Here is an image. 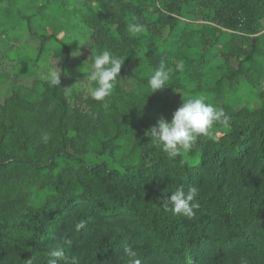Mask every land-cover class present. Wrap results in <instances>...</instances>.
I'll use <instances>...</instances> for the list:
<instances>
[{
    "label": "trees",
    "instance_id": "trees-1",
    "mask_svg": "<svg viewBox=\"0 0 264 264\" xmlns=\"http://www.w3.org/2000/svg\"><path fill=\"white\" fill-rule=\"evenodd\" d=\"M24 35L33 53L3 61ZM105 49L123 61L108 109L85 87ZM193 96L231 120L173 158L144 133ZM180 186L199 190L191 218L163 204ZM129 245L139 264H264V0H0V264L53 247L58 264H130Z\"/></svg>",
    "mask_w": 264,
    "mask_h": 264
},
{
    "label": "clouds",
    "instance_id": "clouds-1",
    "mask_svg": "<svg viewBox=\"0 0 264 264\" xmlns=\"http://www.w3.org/2000/svg\"><path fill=\"white\" fill-rule=\"evenodd\" d=\"M128 29L132 33H140L143 31L144 25L138 22L130 23ZM70 55L78 56L80 52L73 51ZM89 59L90 57L86 61ZM58 61L47 64L39 72V78L50 87L60 85L63 69L57 67ZM122 63L123 61L119 56L105 49L96 54L88 66L85 87L91 98L102 102V106L105 109L109 108L106 98L110 97L116 86L118 77H121L120 70ZM182 69L183 62L180 61L176 65L175 70L179 71ZM172 71V69L166 67L164 62H161L155 68L147 80V87L151 90V94L167 87L166 84L171 78ZM230 120L231 117L222 108L206 102L205 98L185 97L182 98L180 106L172 113L170 120L160 117L155 125L145 131L144 135L150 137V140L159 145L163 152L174 158L181 150L185 152L192 150L199 138L208 134L213 124L219 123L228 126ZM43 139L47 142L49 139L48 135L45 134ZM198 191V188L195 186H191L187 190L183 186L177 187L175 191L171 192L170 196H167L163 200V204L166 210L172 212L174 215L191 218L195 215V209L198 208V204L194 202ZM85 226V222L81 221L75 225V229L80 230ZM123 251L124 255L129 258L130 264H139V260L136 259L137 252L130 245L125 246ZM64 255L62 248H50L48 250V264H58V261H61Z\"/></svg>",
    "mask_w": 264,
    "mask_h": 264
},
{
    "label": "rangeland",
    "instance_id": "rangeland-1",
    "mask_svg": "<svg viewBox=\"0 0 264 264\" xmlns=\"http://www.w3.org/2000/svg\"><path fill=\"white\" fill-rule=\"evenodd\" d=\"M24 30L25 29H21V32H23ZM23 39H24L23 42H21L19 44H15L14 42L9 41L6 46H3L2 51L6 56V58L3 57V61L6 62L8 60V62H9V60L13 59L15 57L16 53L19 52L20 50H21L20 54H22V56H24L25 54L31 55L33 53V52L30 53L29 51L31 50V48H33L35 46L36 40H34V38L31 36L28 37L27 35H24ZM2 45H4V44H2ZM4 47H6V48L9 47V49H6ZM20 47H23V48H21L19 50Z\"/></svg>",
    "mask_w": 264,
    "mask_h": 264
}]
</instances>
